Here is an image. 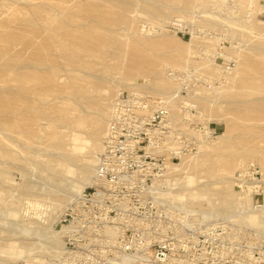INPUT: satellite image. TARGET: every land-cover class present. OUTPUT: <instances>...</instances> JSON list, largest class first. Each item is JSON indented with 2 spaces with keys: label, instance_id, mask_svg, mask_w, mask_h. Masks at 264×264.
Instances as JSON below:
<instances>
[{
  "label": "rangeland",
  "instance_id": "rangeland-1",
  "mask_svg": "<svg viewBox=\"0 0 264 264\" xmlns=\"http://www.w3.org/2000/svg\"><path fill=\"white\" fill-rule=\"evenodd\" d=\"M107 1L0 0V245L7 244L10 240L3 241L1 239L8 238L10 235L16 238L23 237L25 245L22 247V251H25V248L31 251L29 253H32L37 247V244L33 243L39 242L40 239L36 235L25 236L26 233L18 231L12 235L11 231H14V228L19 229L18 226L21 227L22 222L23 226L27 224L30 226L32 222L29 220H33L34 224L39 221L42 223H40L41 225H44L42 227L57 231L53 224L71 200L64 201L57 216L47 214L46 200V202L40 201V206L33 207L31 204L34 202L33 199H42V197L44 199L45 196H40V191H37L39 194L25 191L26 182L30 180L33 186L36 181L38 183L37 185L35 183L34 186L48 185L50 187V181L48 177L35 173L38 170L32 168L26 159L33 160L34 156L36 159L44 158L45 152H43L44 145L42 143L45 140H41L39 136L48 130H38V127H46V120L40 119L41 115L37 110L28 109L23 101L24 98L17 93L18 85L25 81L23 74L26 67L36 64L39 59L48 60L51 65H59L61 68L58 75L62 78L66 76L63 68L70 66L66 65L64 59L60 57L56 46L57 32L55 31L60 25L68 29H76L78 26L85 29L94 28L99 34H103L108 27H123L124 23L120 21V18L126 15L129 17L127 28L119 29L117 40L125 42L135 49L143 50L147 58L152 61L150 64L142 63L143 68L160 69L162 76L166 79L170 78L167 75L169 70L183 71L186 68L197 70L200 83L191 97L198 106V119L203 124H211L216 129L217 136L211 140H202L198 154H188L202 157V160L201 158L200 161L198 160L197 169L191 178L193 184L199 185L207 181L210 182L209 186L213 184L219 189L222 187L219 178L225 173V170L229 169L228 164L233 162H237V165L231 167L228 174L231 178L232 189L233 175L245 164L254 161L264 170V49L256 46L262 41L264 47V0H192V4L189 6H198L192 9L195 13L190 11L182 16L176 14L178 16L162 19L157 18V13L152 15L151 8L160 4L157 0H151L153 1L151 4L150 0H148L149 2L133 0V4L125 5L126 8L117 0H110L113 3ZM119 6H121L120 9ZM169 6H185V0H173ZM243 9L244 11H242ZM113 20L115 21L113 22ZM132 21L135 22V26L145 29L142 32H146L149 37L148 41L143 43L142 40L131 34ZM245 23L249 26L247 27ZM240 25H245L246 28ZM39 47L41 48L38 49ZM112 47L114 46H110L111 49ZM178 60H180L179 64H177ZM228 62L232 68L226 72L225 68ZM124 65L125 63L120 58L115 61L111 60V71L109 72L111 77H115V80L127 77L128 73L124 69ZM89 71L104 75L100 63L95 65V68H90ZM32 81L29 78V82L32 83ZM170 81L174 86L171 90H177L178 83L174 80ZM126 82H139L143 85L139 88L120 86L115 89L111 97L112 100L119 91L134 92L132 90L135 88V90H139L138 92H145L149 95L154 91L152 89L154 82L150 77L146 79L129 75V80ZM44 85L47 86V84ZM52 86H48L46 99L38 98L36 102H48L55 99L53 100L55 104L65 105L61 90L66 86V82H55ZM7 95H12L13 98H9ZM112 100L108 103L109 111L106 123L110 116ZM177 101L173 102L176 110L173 120L181 126L182 119ZM159 103H156L154 107L160 105ZM69 105H75V102L70 100ZM105 127L106 124L102 129L101 146ZM101 149L95 152V160ZM180 160H176L174 163H179ZM73 176H69V178L74 180L75 176ZM181 176L183 177V170L180 169L170 173L169 189L172 192H177L179 185L175 186V184L170 188V184L176 183L177 178L175 177ZM70 179H67L66 183L71 182ZM215 187L210 186L213 189ZM162 192L164 193V191ZM206 197L202 196V206L198 205L200 201L192 205L186 203L188 201L184 197L180 198L182 200L177 197L170 198L171 200L175 199L174 203H177L179 199V204L175 203L179 206L182 201H186L184 205L181 204V207L197 213L200 208L209 209L205 202ZM209 199L211 200L212 197ZM43 212L46 215H43ZM5 224H8L7 227ZM40 224L37 225L40 226ZM50 229L47 230V233H50ZM56 238L62 243L59 233ZM60 248L61 246L58 252H60ZM21 249L16 252H20ZM22 251L18 254L15 252L16 257L10 259L0 256V260L7 259L4 261L6 264H47L55 258H50L47 254L36 252V250L35 254L30 255L29 253L22 254ZM19 254H22L23 257L21 255L20 257Z\"/></svg>",
  "mask_w": 264,
  "mask_h": 264
},
{
  "label": "built area",
  "instance_id": "built-area-1",
  "mask_svg": "<svg viewBox=\"0 0 264 264\" xmlns=\"http://www.w3.org/2000/svg\"><path fill=\"white\" fill-rule=\"evenodd\" d=\"M167 75L178 83L172 96L182 125L165 103L154 107L145 92L114 96L92 183L53 224L62 246L49 264H264V230L233 216L203 219L158 195L169 188V165L217 136L198 119L191 97L200 83L197 70ZM232 180L240 215L264 209V170L258 163L245 164Z\"/></svg>",
  "mask_w": 264,
  "mask_h": 264
},
{
  "label": "bare ground",
  "instance_id": "bare-ground-1",
  "mask_svg": "<svg viewBox=\"0 0 264 264\" xmlns=\"http://www.w3.org/2000/svg\"><path fill=\"white\" fill-rule=\"evenodd\" d=\"M109 1L110 0H108L107 2ZM117 1H119L125 7V5L131 4L133 0ZM157 1L160 2V4L156 2V4H159V6L155 5V7H152L151 9L153 13L152 11L151 13L152 15L154 13H157L156 16L158 15L157 18L160 19L170 18L176 14H180L182 16L190 11L194 12L192 9L198 7L189 6L192 4V0H185V6H169V4L173 2V0ZM152 2L153 1H151L150 4ZM109 3H113V1H110ZM120 7L121 6H119L118 8L120 9ZM242 11H244V9ZM128 18L129 17H127L126 15H123L120 18V21L124 23L123 27H108L103 34H99L94 28L85 29L82 26H78V28L76 29H68L61 25L58 26L55 31L57 32L56 46L58 48V51L60 52V57L64 59L66 65L70 66L69 68H63L66 72L64 75L66 76L62 78V76L58 75V72L61 68L59 65H51L48 63V60L43 61L39 59L37 60L36 64L26 67V70L23 74L25 81H22L18 85L17 93L24 98L23 101L26 103L27 108L33 109L34 111L37 110L41 115L40 119L46 120V127H38V130L40 131L48 130L47 132L41 133V136H39L41 140H45V142L42 143L44 145L43 152H45V154L43 155L44 158L36 159L34 156L33 160H26L31 164L32 168L38 170V172L35 173H39L40 176H45L46 178L48 177L50 181V187H48V185L34 186L36 181L32 186V183L29 180L28 182H26L25 191L31 192L32 194H37L40 191V196H45L44 199L43 197L42 199H33L34 202H32L31 204L33 205V207L40 206V201L46 200L47 205H45L46 209L48 210L47 214H54L57 216V213L63 206L64 201H66L67 199L72 200L75 197L74 195L79 194V191L82 187L89 185V179H91L89 182L92 183L94 175L93 166L96 161L94 154L97 150L102 148L100 138L103 133V126L104 124H107L106 118L109 111L108 103L112 100L111 97L115 92V89L120 86H132L139 88L143 85V83L139 82H126L127 80H129V75L143 77L146 79H149L150 77V79L154 82V85H152V89H154V91L151 95H148L152 99L153 106L159 102V104L165 103L170 111L171 118L174 119L176 115V110L174 108L175 104L173 103L176 99H174L172 96V92L176 90H171L174 87L170 81L172 79H166V77H163L162 71L160 69H155L154 67L150 69L143 68L141 66L142 63L150 64V62H152L147 58V55L143 52V50H141L140 48L135 49L134 47L128 46L127 43L119 42L117 40L119 29L122 30L127 28ZM114 21L115 20H113V22ZM237 23L242 24L240 22ZM245 25L247 24L245 23ZM245 25L240 26L246 28ZM248 26L249 24L247 25V27ZM140 27L135 26V22H133L132 31L130 32L134 37H137L144 43L145 41L149 40V37L146 35V32H142L145 29H141ZM28 44L31 45L30 42H28ZM110 46L114 47H112L111 49ZM256 46L260 48L262 47L261 49H264L262 41L261 43L256 44ZM40 48L41 47H39L38 49ZM119 58L122 60V62L125 63L124 69H126L128 74L127 77L116 78L117 80H115V77H111V75L109 74V72L111 71L110 61H115ZM201 58L204 59V57ZM98 63L101 64L104 75H98L89 71L90 68H95V65H97ZM179 63L180 60L177 61V64ZM38 65H41V67H38ZM29 78L33 80L32 83L29 82ZM55 82H66V86L61 90V93L65 100L63 104L65 105L59 106L55 104V102L53 101L55 99H52L48 102L37 103L36 100L38 98L46 99L49 90L48 86H54ZM113 82H115L116 84L113 85ZM44 84H47V86ZM132 91L138 92L139 90H135L134 88ZM7 96L9 98H13L12 95ZM70 100H73L75 102V105H69ZM88 109H90L91 111ZM26 133L28 134V132ZM42 144L41 146H43ZM200 158L202 160V157ZM200 158L195 155H185L181 157L179 163L170 164L167 171L168 178L171 172L179 169L183 170V177H175L177 178L176 183L173 182L170 184V188L174 187V185L176 184L175 186L179 185V189L177 192H172L171 189L168 188L166 191L164 190V193L158 192V195H161L163 197L167 196V198L170 200V197H177L179 199L184 197L185 200L188 201L184 202L190 203L192 205L195 204V202L200 201L198 203V205L200 206H202V196H207L205 198L207 199L205 202L208 204L209 209L204 210L200 208L199 211L197 210V213L200 214L203 219H212L218 217L228 218L233 216L236 218V220H239L240 222L248 226H251L257 230H264V209H262L261 211L251 212L247 215H240L237 209L239 208L241 202L239 201L238 197L231 187V178H229L228 175L230 168L235 167L237 165V162L228 164L229 169L225 170V173H223V175L219 178L222 187L218 189L212 184L210 186L215 187V189H213L209 186L210 182H201L202 184L199 185L193 184L192 182L191 178L195 174V171L197 169L196 166L198 165V160ZM73 175L75 176L74 180L69 178V176ZM91 175L92 178H90ZM67 179H70L71 182L66 183ZM210 197H212L213 200H210ZM179 199L177 200V203L179 202ZM171 201H173L172 203H174L175 199H172ZM248 201L249 199H245L244 204L248 205ZM184 202L182 201L183 205ZM43 213V215H46L45 212ZM29 221L33 223V220ZM34 223L33 225L30 224V226L29 224L25 225L24 223L25 226H23L22 222L21 227L17 224L19 229L14 228V231H11L12 235L17 231L26 233L25 236H28V234L30 236L36 235L37 238L40 239L39 242L36 241V243H33L34 245L37 244V247L35 248L36 252L39 251L41 253H45L50 258L56 257L59 253V247L62 246V243H60L56 238L59 232L56 230L52 231L50 228H48L51 231L50 233H47L49 230L45 227H42L44 225H41V222L38 221L39 224L41 223L40 226L37 225L38 223ZM6 225L8 224H5V226ZM10 225L12 226V224ZM11 226H9V228ZM1 240H12L11 242L8 241L7 244L0 245V256H5V258L7 257L9 259L16 257V255L23 250L22 247H24L25 245L23 241L25 239H23V237L16 238L11 237L10 235L8 238H3ZM16 248L22 249L20 250V252H16L18 251V249L16 250ZM28 248H30V246H28ZM24 250L25 251H22V254L31 252L30 250H27L25 248ZM31 250L33 251L32 247ZM34 251L32 253H34ZM15 252L17 253L16 255ZM32 253H29V255ZM22 254H19V256H22ZM32 258L35 259V257ZM3 259H1L2 261L0 260V264H6V262L4 261H6L7 259ZM36 259L38 258L36 257ZM47 264H49V262Z\"/></svg>",
  "mask_w": 264,
  "mask_h": 264
}]
</instances>
